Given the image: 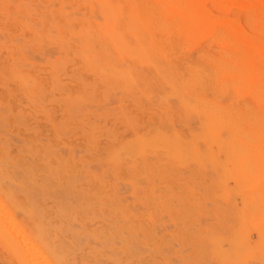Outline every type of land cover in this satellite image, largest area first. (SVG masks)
Listing matches in <instances>:
<instances>
[{
    "label": "rangeland",
    "instance_id": "374dc122",
    "mask_svg": "<svg viewBox=\"0 0 264 264\" xmlns=\"http://www.w3.org/2000/svg\"><path fill=\"white\" fill-rule=\"evenodd\" d=\"M94 1L0 0V36L4 37L0 38V229L14 230L8 234L9 244L0 234V264H19L20 259L25 264H222L209 238H215L221 252L232 251V242L244 227L239 216L246 200L256 212L247 220L253 244L247 252L248 264H264L257 244L264 210V171L259 172L264 148L218 146V151L217 146L192 144L199 120L176 94L181 82L189 85L188 67L198 64L209 74L207 58L225 49L219 52L207 36L190 44L180 42L178 15L167 2L160 7L172 24L157 21V30H163L153 35L172 49L156 50L158 59L152 52L147 57L138 49L128 54L127 49H113ZM221 1H204L215 25H227L226 16L233 24L239 21L243 31L238 23L235 29L245 31L251 41L241 44L245 54L260 57L264 26L259 15L264 22V0H223L224 6ZM113 24L133 45L127 12L118 14ZM82 49L100 57V67L87 63ZM158 60L168 62L171 73L179 75L180 87L168 76L170 71L156 65ZM23 76L25 84L20 81ZM204 79L210 94L211 82ZM191 84L193 90L198 87ZM226 91L222 98H231V90ZM237 102L250 104L251 99L241 95ZM173 132L182 143L168 149L152 145L157 136ZM226 148L228 153L236 149L238 159L226 154ZM253 159L261 163L259 167ZM231 161L238 165L232 167ZM241 164L249 166L248 173ZM7 220L12 225L7 226ZM14 225L28 239L23 232L17 234ZM134 226L145 240L133 239ZM12 247L25 249L26 254L28 250V261L19 256L25 250L15 256ZM33 247L41 252L34 253Z\"/></svg>",
    "mask_w": 264,
    "mask_h": 264
},
{
    "label": "bare ground",
    "instance_id": "6f19581e",
    "mask_svg": "<svg viewBox=\"0 0 264 264\" xmlns=\"http://www.w3.org/2000/svg\"><path fill=\"white\" fill-rule=\"evenodd\" d=\"M204 1L205 0H123V2L120 3V2H117V1H113V0H95L94 2L96 4H98V6H99V10H100V13H101L100 15H102V17L104 19V22H105V25H106V28H107V32L106 31L105 32L108 34V37L111 40V43H112V45L114 47L113 49H119V50L127 49L126 52L129 51L130 49H138L141 54H143V55L145 54V56H147V54H148L149 57L151 56L149 54V52H152L155 55L156 59L159 58L156 50H159V49L160 50L161 49H172V48L164 47L161 44V41H158L157 40L158 38L155 39V36L153 35V32L157 30V27H156V22L157 21H158L159 24H162V25H167V23L169 25L172 22V21H169V20H167L165 18V14L166 13L163 10V8L160 7V3H163V2H167V4L169 3V5L171 6L169 10H171V12H175L178 15V20L176 21L175 25L177 27L176 29L178 31L177 33H178L180 42H182L184 44H190L191 42L196 41L197 39H199V38H201L203 36H207L213 43H215L217 45V47L219 49V52H220V49H222V50L225 49V51H223V53H221L219 56L216 55L217 57L215 56V58H214V56L212 58H210L208 56L209 58H207V60H208V63H210L209 64L210 65V68H209L210 73L209 74L207 73V70L203 66H200L198 64H196L193 67H188L189 75H190L189 78H191L190 82H189V85L191 86L192 85L191 83L198 85V87L196 89H194V90H193V88H190V86L188 85V82H187V84L185 82H181L180 83L181 87L179 86L178 81H177V79H178L177 75L178 74L175 75L174 73H171V71L168 69L169 68L168 62H164V63L161 64L160 61L158 60V62H156V65H163V68L165 67L168 71H170L168 76H170V77L172 76L175 79L176 86L180 87L178 90H176V94L179 95V97H178L179 100H180L179 102L188 103V106H190L189 107L190 110L195 114V116L199 120V128H198L197 132L194 134V140L191 141L192 144L194 142L195 143L198 142V143H202L204 145H207L209 148L213 147V146L229 147V148L230 147H238L239 149H240V147L264 148V49H263L264 48V43L259 44V45H263V47H260L262 49V55L260 57H258L259 59L255 58L253 56H251V57L247 56L245 54L244 50H243V49H246V48H244L241 44L243 42L244 43H246V42L249 43L251 41L249 40V38L246 37V34L244 33L245 31L243 32L244 34L241 33L240 30L243 31V29H241V26H240L241 23L239 24V21L236 22L237 21L236 20L235 22L238 23V25L236 23L233 24V22H232L233 19L227 18V16L224 15V16H226V18L224 19V16H223V19L226 20L227 25H226V23L225 24L223 23V25L220 24L221 26L220 25L216 26L215 23H214V20H213V18L211 16V13L209 14L208 11L206 10L205 6H204ZM215 2H217V1H215ZM221 2H223L222 4L224 6V2L225 1L222 0ZM246 2H248V1H246ZM123 3H124V5H122ZM227 3L229 4L228 8H230L229 6H230L231 3H229V1ZM215 4H217V3H215ZM222 4H220V5H222ZM223 6H222L223 10L227 8V7L223 8ZM124 8L126 9L125 11H124ZM214 8H215V6H214ZM223 10H222V12H223ZM94 11L96 12V10H94ZM94 11H93V13H94ZM97 12H99V11H97ZM121 12H127L128 29L130 30L131 35H132V37L134 39V44L133 45L128 40H126V38L123 37V35L120 32H118L117 29L114 27L113 21L117 17L118 14H121ZM219 13H220V11L218 12V14ZM94 14L96 15V13H94ZM100 15L99 16L97 15L99 17V19L101 18ZM243 15L247 16V15H245V13ZM259 16L262 18L261 15H259ZM122 17L124 18V16H122ZM214 17L216 18L217 21H219L218 18L221 19V17H218V18H217V16H214ZM232 18H233V16H232ZM244 18L246 20L248 18V16H247V18L246 17H244ZM261 18L259 19V22H260V20H261V22L263 21ZM227 19L228 20L230 19V22H228ZM245 20L243 19V21H245ZM253 20H255V19H253ZM248 21H250V19ZM248 21H246V22L249 25ZM255 22L256 21H254V23ZM261 22H260V24L263 27L264 26V22H262V23ZM235 24L238 27L240 26V28H239L240 30L238 28H237L238 30L235 29V26H234ZM244 24H246V23H244ZM242 26L244 27V25H242ZM249 27L250 26H248V28ZM159 30H157V31L159 32ZM162 30H160V31H162ZM256 30H258L260 32L259 29H256ZM259 34L261 35V33H259ZM1 36H3V35H1ZM1 36H0V38H1ZM255 37H257V36H255ZM258 37H260V36H258ZM1 39H4V37H2ZM162 39H164V38H162ZM262 39H264V38H262ZM257 40H258L257 43H260L259 38H257L256 41ZM212 42H211V44H212ZM257 43H254V44H257ZM207 45H209V43L206 44V46ZM185 46H188V45H185ZM85 47H87V46H85ZM197 48H198V46H197ZM260 48H258V46H256L254 49H260ZM45 52H47L46 49H45ZM48 52H51V54L54 55V51L53 50L48 51ZM91 52H92L91 49H82V54L84 55L83 58L85 59V61L87 63H89L91 65H95L97 67H100V63H101L100 57L96 56L95 54H92ZM206 52H205V54H206ZM127 54H128V52H127ZM163 54H165V52ZM200 54H202V51L200 52ZM200 54L198 53V55H200ZM53 55H51V56L53 57ZM211 55H214V54L211 53ZM197 56H195L196 59H197ZM133 57H135V56H133ZM192 57H190V58L192 59ZM79 58H80V56H79ZM139 59H138V62L140 61ZM175 59H177V58H175ZM192 61H193V59H192ZM142 62H143V60H142ZM183 62H186V61H183ZM140 63H141V61H140ZM194 63H196V62H194ZM198 63H199V61H198ZM188 64H191V66H192V63H188ZM188 64H186V65H188ZM47 66H48V64H47ZM207 66H208V64H207ZM104 72H106V71H104ZM20 74L22 75L21 72H20ZM222 76H224L225 81L223 80L224 78L222 79ZM186 77H188V76H186ZM204 78L209 79L207 81L211 82V84H210V86H211L210 94H209V92L207 90L208 84H207V82H206V80ZM20 79H21L20 81H22L25 84L26 80H24V76L20 77ZM185 81H188V80L186 79ZM158 82H160V81H158ZM170 82L172 83V85H174V80L172 78L170 79ZM222 82H226V84L222 83ZM21 86H22V84H21ZM227 89L231 90L232 96H231V98L223 99L222 98V94L223 93L224 94L227 93L228 92V91H226ZM241 95L249 96L250 99H251V103L250 104H245V103L244 104H240L239 102H237V99H239V97ZM186 106H187V104H186ZM107 117H109V115ZM3 119H4V117H3ZM94 119H93V121H94ZM98 119H99V117H98ZM29 132H30V130H29ZM21 141H23V140H21ZM182 142L183 141L181 140V138L177 134H175L174 132L171 135H159V136H157L156 138H154L151 141L153 146L167 148V149L170 148V147L171 148L175 147V146H177L178 144H180ZM144 145H145V143H144ZM219 147L217 148V150L220 149ZM131 148H132V145H131L130 149ZM134 148H135V146H134ZM238 148H237V150H238ZM175 149H177V148H175ZM226 149L227 150H225L226 151L225 153L227 154L228 153L227 151L229 149L228 148H226ZM256 150H259V149H256ZM218 151H220V150H218ZM235 151H236V149H235ZM230 152L228 154H230ZM234 152H231V153L233 154L232 158H234V161H235L236 159H238L237 158L238 156H236V158H235L234 156L236 154ZM149 153H150V150H149ZM149 153H148V155H149ZM223 155H224V153H223ZM257 155L259 157L261 154L260 155L257 154ZM137 156H139V155H136L135 157H137ZM209 156H212V158H213V155H209ZM216 156L217 155L215 154V157ZM109 157H111V156H109ZM260 158H262V157H260ZM215 160H216V158H215ZM216 161H218V160H216ZM225 161L227 162V160H225ZM250 162H249V164H250ZM256 162H257V160L255 161V163ZM235 163H237V162H235ZM242 163H243V161H242ZM258 163H259V165L256 163V165L253 164L252 166H254V165L257 166L258 165V167H259L261 163L259 161H258ZM134 164H135V162H134ZM201 164H202V162H201ZM231 164H232V167H236L238 165V163H237L236 166H234L232 161H231ZM244 164H246V163H244ZM262 164H264V160H263ZM241 165L243 166V169L244 168L247 169L246 172L248 173V171H249L248 167L249 166L247 167V166H245L243 164H241ZM263 166L262 165L260 166L262 168L259 167V172H261L260 174H262L263 171H264V167ZM205 168H206V166H205ZM256 168L257 167H255V169ZM243 169H242V172H243ZM228 170H230V169H228ZM250 170L255 171L253 168L250 169ZM246 172H244V173H246ZM152 173H154V172H152ZM250 173L251 172H249V174ZM149 175H150V173H149ZM224 176H225V173H224ZM220 177H222V176H220ZM237 177H238V175H237ZM185 179H186V177H185ZM238 179H241V178L238 177ZM246 179L248 180V178H246ZM243 181H245V180H243ZM240 182H242V181L240 180ZM236 183L239 184V182H236ZM244 183L245 182H243V184ZM240 185L243 186L242 184H239V186ZM184 187H185V185H184ZM225 187H227V185ZM246 190H248V189H246ZM256 190H258V189H256ZM147 192H149V191H147ZM236 193H237V191H236ZM254 195H256V194H254ZM261 198H264V197H261ZM243 200H246V199L243 198ZM245 202H246V204H245ZM245 202L243 203L244 204L243 205V209L240 212L242 214V216L239 213V215H240L239 216V220L241 221V223H243L244 227H243V230L241 231V233H239L236 236V239L232 242V251L230 253L221 252L219 247H218V245H217V242H216L215 238L213 236H211L209 238L210 239L209 242L212 245V249L214 250V252H217L222 264H248V253L247 252L252 247L253 244L251 242L250 236H249L248 231H247L248 230L247 223L249 221L250 215H252V214L255 215L256 212L251 211L250 207H252V206L247 200ZM247 202H248V204L250 206L247 205ZM255 202H256V198H255ZM1 203H2V201H1ZM4 203H6V202L4 201ZM202 204H203V202H202ZM148 207H149V205H148ZM254 207H257L256 204H255ZM3 209H4V207H3ZM4 210H6L5 211L6 212L5 215L6 214L8 215L7 208L4 209ZM164 216H165V213H164ZM10 217H11V215H10ZM10 217H6V218H10ZM162 217H163V214H162ZM11 218L9 220H11ZM100 219H101V217H100ZM9 220H7V222ZM9 223L10 222H8V224H6V225L9 226ZM10 224L12 225V221H11ZM11 225H10V227L12 228ZM1 226L3 227V225H1ZM64 227H65V225H64ZM134 227H133V229H135V228L136 229L134 230V238L133 239L135 241H138V242H140L141 240H145V238H143L144 235L143 236L139 235V232H138L139 227L138 228L137 227L134 228ZM15 228H17L16 225H14V229ZM3 229L5 230V228H3ZM17 229H16L17 231H15V232L16 233L18 231L20 232V230H19L20 228H17ZM13 231H12V233H13ZM55 231H57V230H55ZM5 232L6 231H4V233H3V230L0 229V234L3 235L6 238L8 237V234L9 235L10 234L13 235L10 231H9L10 233H8V232L5 233ZM19 232L17 234H20L22 232L24 233L23 230H22V232H20V233ZM5 234H6V236H5ZM24 234H26V233H24ZM24 236L25 237L27 236V239H28V235L27 234L24 235ZM19 237H20V235H19ZM22 237H23V234L21 235V238ZM48 237H49V235H48ZM24 238L22 239V242H23V240L26 241ZM4 240L8 241L9 239L7 238V239H4ZM89 240H90V238H89ZM29 241H27V242L29 243ZM31 241H32V239H31ZM20 242H21V240H20ZM22 242H21V246H24V245H22L23 244ZM48 242H49V240H48ZM257 242H258L257 244L260 245V248L262 249V253H264V210H263V223H262L261 226L257 227ZM9 243L10 242L8 241V244ZM24 244L26 245V242ZM32 244H34V243H32ZM104 244H106V243H104ZM92 245H94V244H92ZM97 245H98V243H96V246ZM103 246H106V245H103ZM112 246H113V244H112ZM34 249H35L34 250V253H35L37 247L34 248ZM22 250H25V249H21V251ZM21 251L17 247H12V253L15 256H17ZM47 251H48V248H47ZM38 252H41V251L39 250ZM34 253L32 252L33 256H34ZM20 254H19V256H21V257L23 256L22 259L24 258V260H25V258H26V260H27V256L29 254L28 250H27V254H26V250L24 252V255H22V252ZM107 254H108V252H107ZM30 255H29V257H30ZM261 257H264V254L261 255ZM4 258L8 259L6 257H4ZM31 258H33V260L36 259L34 257H31ZM8 260L10 261V259H8ZM26 260H25V262H26ZM33 262H36V261H33ZM211 262H213V261H211ZM19 264H25V263L22 262L21 259H20ZM32 264H34V263H32Z\"/></svg>",
    "mask_w": 264,
    "mask_h": 264
}]
</instances>
